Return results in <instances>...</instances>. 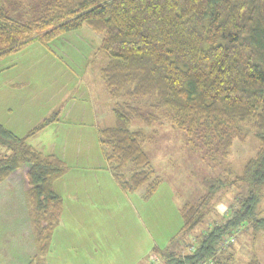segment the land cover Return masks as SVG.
Masks as SVG:
<instances>
[{
	"label": "trees",
	"instance_id": "trees-1",
	"mask_svg": "<svg viewBox=\"0 0 264 264\" xmlns=\"http://www.w3.org/2000/svg\"><path fill=\"white\" fill-rule=\"evenodd\" d=\"M84 25L102 36L92 61L109 97L118 100L111 109L114 124L98 133L107 168L123 191L145 188L148 199L160 184L144 150L147 136L128 129L133 121L183 131L189 148L211 163L230 155L243 128L257 140L242 176L214 179L196 203L181 208L177 234L188 241L227 187L245 183L246 194L233 197L223 221L195 236L189 252L167 251L159 264H218L222 238L247 226L264 232L257 190L264 182V0H4L0 58ZM137 100L146 101L147 111L132 104ZM57 121V114L46 118L24 137L0 123V195L6 197L0 220L32 236L36 252L29 264H43L49 252L64 203L54 184L66 167L27 140ZM9 193L15 196L11 206Z\"/></svg>",
	"mask_w": 264,
	"mask_h": 264
},
{
	"label": "rangeland",
	"instance_id": "rangeland-1",
	"mask_svg": "<svg viewBox=\"0 0 264 264\" xmlns=\"http://www.w3.org/2000/svg\"><path fill=\"white\" fill-rule=\"evenodd\" d=\"M3 6L7 11L10 3L5 1ZM101 38L84 25L48 44L35 40L1 57L0 123L24 137L44 119L58 116L57 122L27 141L45 154L59 156L66 167L54 184L64 199V217L53 233L54 242L64 241L59 247L61 253L91 255L93 264H159L161 254L167 251L189 252L188 244L195 236L223 221L233 197L238 192L246 194L249 187L245 183L240 189L227 187L214 213L189 234L188 241L177 234L182 225L181 208L196 203L214 179L232 181L242 176L245 163L256 152L257 140L245 127L242 137L234 139L230 155L211 163L189 148L183 131L169 124L156 127L133 121L128 129L147 136L144 150L160 184L148 199L143 196L145 188L123 191L111 177L99 144L98 131L114 124L111 109L118 102L109 97L98 64L92 61ZM144 102L132 104L147 111ZM72 190L79 191V200L70 204ZM257 190L262 195L258 212L264 217V182ZM4 199L1 194L0 200ZM228 236L234 240L223 248L218 264L227 256L231 260L223 264H249L254 259L264 264L263 231L247 226ZM69 238L75 245L67 243ZM35 252L31 235L0 220V264H26L31 259L26 258ZM54 259L45 258L43 264H89L78 259Z\"/></svg>",
	"mask_w": 264,
	"mask_h": 264
},
{
	"label": "crops",
	"instance_id": "crops-1",
	"mask_svg": "<svg viewBox=\"0 0 264 264\" xmlns=\"http://www.w3.org/2000/svg\"><path fill=\"white\" fill-rule=\"evenodd\" d=\"M39 151H41L40 149H38ZM42 152V151H41ZM105 160V159H104ZM105 162H106V160H105ZM106 165H107V163H106ZM75 177H81V176H75ZM112 177V176H111ZM110 179H112V178H110ZM70 191V190H69ZM72 192H73V194L72 195H69V197H70V204H72V203H75L76 201H78L79 200V198H77L78 197V192L79 191H77V190H72ZM10 193H14V191L12 190V191H10ZM9 193V203H10V206L11 205H13V197L15 198V196L13 195V194H10ZM18 198V197H17ZM16 202H18V200L16 201ZM73 216L74 215H71V218L73 219ZM62 217H64V213L61 215V218ZM61 218H60V222H59V224H58V226L57 227H59L60 225H61ZM56 227V228H57ZM56 243V244H55ZM67 243H71V244H73V245H75V240H72L71 238H69L68 239V242ZM54 244H55V246H56V248L54 249L53 247H54ZM62 244H64V241H62V240H60V239H57V240H55V242H54V234H53V237H52V240H51V245H50V249H49V252L47 253V255H46V261L49 259V258H54V256H55V259L54 260H56V261H59V262H61V261H63V260H75V259H78V260H84V261H88L89 262V264H93L94 263V259L93 258H91V255H84V256H78V255H76V254H72L73 256H71V254H69V255H65V254H63V253H61L60 252V249H59V247H60V245H62ZM57 254V255H56ZM53 255V256H52ZM33 256V254L32 255H30V256H28V258H26V259H29V258H31ZM99 259H102V258H99ZM26 262V264H28V262H29V260L28 261H25Z\"/></svg>",
	"mask_w": 264,
	"mask_h": 264
},
{
	"label": "built area",
	"instance_id": "built-area-1",
	"mask_svg": "<svg viewBox=\"0 0 264 264\" xmlns=\"http://www.w3.org/2000/svg\"><path fill=\"white\" fill-rule=\"evenodd\" d=\"M233 237L231 236H226L224 238H222V240L220 241V247L223 249L224 247H227L230 243L233 242ZM199 264H214V262L212 260H205V261H201Z\"/></svg>",
	"mask_w": 264,
	"mask_h": 264
}]
</instances>
